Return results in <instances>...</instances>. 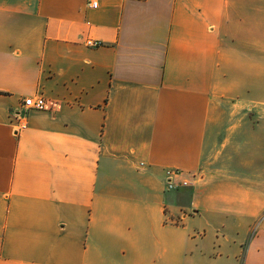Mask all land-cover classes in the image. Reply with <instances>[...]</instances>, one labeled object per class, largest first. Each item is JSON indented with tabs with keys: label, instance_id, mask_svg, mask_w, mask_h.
I'll return each instance as SVG.
<instances>
[{
	"label": "crops",
	"instance_id": "1",
	"mask_svg": "<svg viewBox=\"0 0 264 264\" xmlns=\"http://www.w3.org/2000/svg\"><path fill=\"white\" fill-rule=\"evenodd\" d=\"M93 1L0 0V264H264V0Z\"/></svg>",
	"mask_w": 264,
	"mask_h": 264
},
{
	"label": "built area",
	"instance_id": "2",
	"mask_svg": "<svg viewBox=\"0 0 264 264\" xmlns=\"http://www.w3.org/2000/svg\"><path fill=\"white\" fill-rule=\"evenodd\" d=\"M99 6V2L98 0L93 1L92 3V7L94 8H98ZM101 43L98 41H88V45L92 46V47H97L99 46ZM25 105L29 108H33V109H45L47 107L46 101L43 98H38V99H33V98H29L26 99L25 101ZM175 174H178V172L176 171H168L167 176L169 178V188L175 189L176 185L172 183V179L174 177ZM183 185H187V183H184Z\"/></svg>",
	"mask_w": 264,
	"mask_h": 264
},
{
	"label": "rangeland",
	"instance_id": "3",
	"mask_svg": "<svg viewBox=\"0 0 264 264\" xmlns=\"http://www.w3.org/2000/svg\"><path fill=\"white\" fill-rule=\"evenodd\" d=\"M168 173V172H167ZM173 180V179H172Z\"/></svg>",
	"mask_w": 264,
	"mask_h": 264
}]
</instances>
